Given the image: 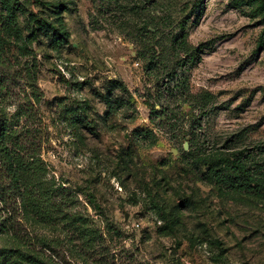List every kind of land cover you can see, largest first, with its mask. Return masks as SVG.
Masks as SVG:
<instances>
[{
    "label": "rangeland",
    "instance_id": "rangeland-1",
    "mask_svg": "<svg viewBox=\"0 0 264 264\" xmlns=\"http://www.w3.org/2000/svg\"><path fill=\"white\" fill-rule=\"evenodd\" d=\"M196 1L0 0V106L36 156L0 264H264V0H200L198 22ZM237 158L259 189L215 181Z\"/></svg>",
    "mask_w": 264,
    "mask_h": 264
},
{
    "label": "trees",
    "instance_id": "trees-1",
    "mask_svg": "<svg viewBox=\"0 0 264 264\" xmlns=\"http://www.w3.org/2000/svg\"><path fill=\"white\" fill-rule=\"evenodd\" d=\"M200 0L194 2L191 6V11L194 12V21L198 22L201 19L202 14H197L195 11H199L201 5ZM196 7V9H194ZM186 21H180L177 23V31L171 42L178 54H183L184 65L191 62L195 58L193 50L188 49L187 36L186 33ZM149 70L152 69L153 62H149ZM183 64V63H182ZM148 70V71H149ZM11 66L4 56L3 51L0 49V89L5 87V83L8 82L11 78H14L10 73ZM15 76V75H14ZM170 85L172 83L174 88L173 90H178L180 86V80L177 76V73L174 69H171L168 73L165 74ZM118 81L114 80L112 82V90L117 89ZM33 88L32 85H30ZM35 94V93H33ZM114 94L109 91L108 95H100V98L104 99L106 103L111 102V97ZM1 105V102H0ZM2 107L0 106V202L3 205H7L9 201L13 198L16 200L17 196L20 197L21 205L23 203V194H25V185L21 176V171L29 173L33 165L36 163V156L22 154L25 151V147L21 144L20 135L11 127L12 118H9L5 115V112H2ZM21 113V112H20ZM148 131H144V134L147 136ZM26 152V151H25ZM231 171V175H228L223 169H218L214 174L215 181L225 189H230L233 191L245 190L251 191L254 189H259L261 186L260 181L253 178V175L250 173L248 166L243 160L239 158L234 159L231 165L228 166ZM20 170V171H19ZM29 185L28 183H25ZM23 188L21 190V186ZM25 186V187H24Z\"/></svg>",
    "mask_w": 264,
    "mask_h": 264
}]
</instances>
